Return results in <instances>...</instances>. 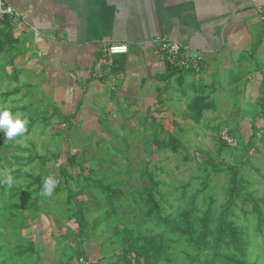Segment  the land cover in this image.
Wrapping results in <instances>:
<instances>
[{
	"label": "rangeland",
	"instance_id": "1",
	"mask_svg": "<svg viewBox=\"0 0 264 264\" xmlns=\"http://www.w3.org/2000/svg\"><path fill=\"white\" fill-rule=\"evenodd\" d=\"M27 37H16L14 17H0V105L30 121L26 136L16 140L0 131V264H113L130 254L125 230L164 243L158 264H209L211 253L197 250L194 230L209 206L214 230L231 201L229 217L246 233L249 264H264V225L255 209L259 203L264 217L259 87L246 92L241 104L239 95L221 90L219 75L183 70L166 79L165 68L160 86L143 88L133 101L63 106L30 65L33 60H25L37 55L30 53ZM198 100L203 101L199 119L192 112ZM171 140L178 150L158 144ZM204 152L217 168L202 158ZM70 157L73 179L61 173ZM9 174L11 188L4 183ZM49 176L59 183L51 197L42 196ZM86 179L121 190L116 215ZM151 179L158 184L161 211L148 219L140 194L151 188ZM79 210L87 222L85 234L76 222ZM186 218L193 219L186 233L175 231ZM21 246L30 251L22 258Z\"/></svg>",
	"mask_w": 264,
	"mask_h": 264
},
{
	"label": "crops",
	"instance_id": "2",
	"mask_svg": "<svg viewBox=\"0 0 264 264\" xmlns=\"http://www.w3.org/2000/svg\"><path fill=\"white\" fill-rule=\"evenodd\" d=\"M6 1L16 37H30L37 54L25 60L63 106L116 105L159 87L166 65L157 40L164 37L200 53L199 74L221 76V90L241 104L264 82V0ZM116 44L129 53L105 59Z\"/></svg>",
	"mask_w": 264,
	"mask_h": 264
},
{
	"label": "trees",
	"instance_id": "3",
	"mask_svg": "<svg viewBox=\"0 0 264 264\" xmlns=\"http://www.w3.org/2000/svg\"><path fill=\"white\" fill-rule=\"evenodd\" d=\"M264 35V31L259 37V42L261 41ZM10 39V43H11ZM168 76L170 78L175 73H186L183 70H178L172 68L169 64L166 65ZM189 72V71H188ZM198 73V72H197ZM262 93V98L260 102L261 109L264 108V85L260 88ZM203 101L198 100L192 106V112L195 118L199 119L201 117L200 108L203 107ZM161 148L172 147L175 150L179 149V146L176 144L175 140H171L169 143L158 142ZM182 148V147H181ZM202 158L207 160L209 166L217 168L218 165L215 163L214 159L209 155V153H202ZM75 161L74 157H70L68 160V166H63L61 168V173L67 176L70 179H73L72 174H70L69 168L70 165ZM83 178V177H82ZM87 180V184L90 189L97 191L105 200L106 207L116 215L119 212L118 204L122 200L123 194L121 190H114L110 186H106L104 182L97 180ZM151 188L144 190L140 195V202L146 207V218L156 217L160 211L161 207L158 201L156 200L155 191L158 187V184L151 179ZM236 188L233 189L236 192ZM235 198L244 199L237 193H233ZM74 198V196H70ZM245 201V200H244ZM75 204L81 208L83 204ZM233 202L225 206V210L221 217L219 218L218 224L214 230H211L213 224V214L212 207L209 206V209L206 212L204 218L199 219V227L194 230L196 234V242H194L195 247L201 253L210 252L211 261L209 264H249V242L246 237V233L239 229L236 222L231 220L229 215L231 214V206ZM255 209L257 211L260 224L264 225L263 212L259 206V203H255ZM192 218H186L182 221L180 226L175 227V231L186 233V230L192 225ZM76 222L81 226V234H85L84 229L87 227V222L81 216L80 210L76 213ZM171 226L170 223L166 224ZM172 228V227H170ZM120 234V232H118ZM125 234L128 237H125L126 244L130 250V254H125L121 259L116 261L113 264H158L160 259L164 256V243L159 238H154L152 235L147 236H136L131 230H125ZM30 253L27 248L24 246L19 247L20 257H25Z\"/></svg>",
	"mask_w": 264,
	"mask_h": 264
},
{
	"label": "built area",
	"instance_id": "4",
	"mask_svg": "<svg viewBox=\"0 0 264 264\" xmlns=\"http://www.w3.org/2000/svg\"><path fill=\"white\" fill-rule=\"evenodd\" d=\"M14 15V8L6 0H0V17L6 18ZM157 50L165 65L169 64L178 70L200 72L204 64V58L200 53L167 37L157 40ZM128 53L129 47L126 44L111 45L104 51V58L127 55Z\"/></svg>",
	"mask_w": 264,
	"mask_h": 264
},
{
	"label": "clouds",
	"instance_id": "5",
	"mask_svg": "<svg viewBox=\"0 0 264 264\" xmlns=\"http://www.w3.org/2000/svg\"><path fill=\"white\" fill-rule=\"evenodd\" d=\"M29 123L30 121L26 116L21 113L14 116L10 108L0 105V131L6 134L8 141L26 136ZM25 171H28V169L26 168ZM4 183L11 188L14 184V177L11 174L7 175ZM58 183L59 181L55 177H47L41 195L51 197Z\"/></svg>",
	"mask_w": 264,
	"mask_h": 264
}]
</instances>
